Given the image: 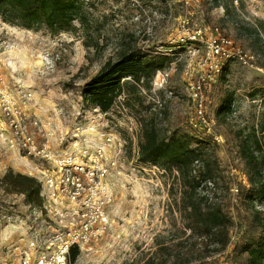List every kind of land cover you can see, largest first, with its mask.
Masks as SVG:
<instances>
[{
    "label": "rangeland",
    "instance_id": "1",
    "mask_svg": "<svg viewBox=\"0 0 264 264\" xmlns=\"http://www.w3.org/2000/svg\"><path fill=\"white\" fill-rule=\"evenodd\" d=\"M84 3L83 15L68 16L56 25L42 23L38 28L19 26L0 15V85L18 93L31 91L33 98L26 109L44 120L51 117L63 142H67L65 138L74 141L106 131L119 134L124 142L113 175L115 199L109 208L110 224L103 235L83 249L76 248L79 255L70 263L243 264L246 254L240 256L238 246L254 232L251 226L257 217L241 198V185L250 187L251 182L239 153L240 132L243 137L253 131L260 134L264 110V0ZM226 4L231 5L230 13L225 11ZM184 20L192 26L208 24L210 35L227 36L234 46L253 54L248 63H226L218 81L205 93L204 119L200 118L199 101L191 86L203 66L187 70L189 51L178 43L184 33ZM133 45L173 57L165 68L169 72L167 80L154 77L149 90L140 88L143 105L138 113L125 104L127 93L109 111L87 105L83 85L107 61L116 59L123 48ZM196 59L199 61L202 55ZM255 89L260 91L252 99ZM228 92L235 97L232 111L219 114L218 107ZM155 110L160 112L156 122L163 134H189L211 142L209 147L220 166L213 182L206 185L194 177L199 175L200 162L195 163L191 175L174 165L149 164L141 159L143 128ZM92 126L94 129H90ZM14 155L0 147V174L9 168L30 174L25 160L13 159ZM192 193L209 194L234 218L226 247L214 243L208 248L203 238L186 227L184 200ZM254 204L262 212L258 216L264 217V202L256 200ZM40 207L28 202L23 193L0 190V261L15 258L22 247L31 243L36 223L34 209Z\"/></svg>",
    "mask_w": 264,
    "mask_h": 264
},
{
    "label": "built area",
    "instance_id": "2",
    "mask_svg": "<svg viewBox=\"0 0 264 264\" xmlns=\"http://www.w3.org/2000/svg\"><path fill=\"white\" fill-rule=\"evenodd\" d=\"M190 23L185 21L178 43L189 51L187 70L198 64L203 66L191 86L199 101L200 118L204 119L205 93L218 81L226 63H248L253 54L234 46L227 36L210 35L208 24ZM199 55L202 59L198 61ZM168 75L163 68L155 77L167 80ZM32 98L31 91L18 93L10 86L0 85V147L14 152L13 159L26 161L29 175L41 183L44 200L39 209H34L36 223L31 243L22 247L15 258L9 257L0 264H71L72 251L83 249L103 235L110 224L109 208L115 199L113 175L124 142L119 134L110 131L87 134L74 141L65 138L67 142H63L51 117L44 120L26 109ZM19 154L22 157H17Z\"/></svg>",
    "mask_w": 264,
    "mask_h": 264
},
{
    "label": "trees",
    "instance_id": "3",
    "mask_svg": "<svg viewBox=\"0 0 264 264\" xmlns=\"http://www.w3.org/2000/svg\"><path fill=\"white\" fill-rule=\"evenodd\" d=\"M84 2L85 0H0V15L19 26L38 28L42 23L56 25L64 22L68 16L75 18L83 15ZM224 8L226 12H231L230 4H226ZM172 60V56L149 52L140 46L125 47L116 59L107 61L83 85V100L91 107L109 111L116 100L127 93L125 104L138 113L143 105L140 88L149 90L157 71L169 67ZM259 91L260 89L253 90L252 99H255ZM234 100L233 92H228L218 107V113L231 112ZM159 113L156 110L152 112L144 125V140L139 151L141 159L149 164L174 165L182 172L187 170L191 175L195 163L200 162L199 175L194 174V177H199V181L206 185L215 179L220 166L209 147L211 142L189 134H163L156 122ZM259 133L253 131L243 137L240 132L242 141L240 140L239 153L251 182L250 187L241 185V198L246 207L251 206L257 217L251 226L254 232L238 246L240 256L246 254L242 258L243 264H264V217L258 216L262 212L254 204L256 200L264 202V110ZM0 190L6 193H23L28 202L31 200L36 206L43 204L39 180L13 168L0 174ZM196 195L192 193L184 200L186 227L195 236L203 238L206 247L209 248L214 243L226 247L234 218L209 194ZM78 255L79 250L74 249L70 262H75Z\"/></svg>",
    "mask_w": 264,
    "mask_h": 264
}]
</instances>
